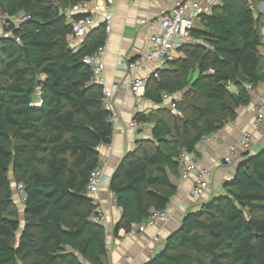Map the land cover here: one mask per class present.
Here are the masks:
<instances>
[{"label":"trees","instance_id":"1","mask_svg":"<svg viewBox=\"0 0 264 264\" xmlns=\"http://www.w3.org/2000/svg\"><path fill=\"white\" fill-rule=\"evenodd\" d=\"M82 1L0 0L2 14H24L0 38V264L107 259V230L91 218L98 204L87 186L114 125L103 87L91 83L93 70L83 62L107 34L100 24L80 48L69 46L65 11ZM262 1L219 0L196 21V41L147 78V98L163 104L165 94L179 97L171 108L135 115L153 124L152 138L138 141L111 176L121 208L115 232L166 208L184 148L196 152L264 83ZM18 183L24 201L16 198ZM146 264H264V143L245 154L221 193L184 215Z\"/></svg>","mask_w":264,"mask_h":264},{"label":"crops","instance_id":"2","mask_svg":"<svg viewBox=\"0 0 264 264\" xmlns=\"http://www.w3.org/2000/svg\"><path fill=\"white\" fill-rule=\"evenodd\" d=\"M102 5L98 23L104 24V15L113 13L112 29L106 31V76L107 85L119 84V89L114 99L116 109L121 112L120 121L114 128L111 148L107 144L100 146L101 164L106 172L112 176L123 157L136 148L137 142L152 136L153 124L148 122L144 129H131L129 122L135 118L136 113L145 111L148 113L152 108L163 104L145 101L141 96L134 93L128 83L129 72L119 67L118 58L121 54L131 58L144 53L151 45V37L159 34L162 29L159 24L163 10L172 12L178 0H92ZM219 0H203L202 13L211 11L212 6ZM263 6L261 7V4ZM264 10V0L259 4ZM146 20V22H143ZM95 26V27H96ZM2 28V16L0 13V30ZM264 41V39H263ZM180 48V47H179ZM177 49V57L180 55ZM264 54V48H263ZM157 64L150 63L136 75L148 78L156 70ZM257 96L239 110L237 118L226 123L212 135L204 138L198 145L197 151L193 152L201 164L212 170V178L204 197H196L191 193L195 177L192 175L188 180H182L181 170L177 176L171 174V179L177 184V192L171 198L167 208L170 219L165 224L148 227L145 232L130 235L124 229L115 232L117 223L121 218V209L116 204V198L109 189V185L103 187L91 197L98 204L97 209L103 210L107 217L105 224L107 230L108 254L104 264H146L153 256L159 253L166 244V238L178 228L184 215L198 208L201 202L223 191L224 182L234 176L237 164L245 157L247 152L238 150L233 155L231 163L224 160L231 147L235 145L241 134L250 129L253 133V149H258L264 143V120L255 124L259 98L264 94V83L256 90ZM168 95V100L173 101L179 94ZM143 104L138 108V104ZM159 236L160 241L155 242L154 237ZM89 264V263H87Z\"/></svg>","mask_w":264,"mask_h":264},{"label":"built area","instance_id":"3","mask_svg":"<svg viewBox=\"0 0 264 264\" xmlns=\"http://www.w3.org/2000/svg\"><path fill=\"white\" fill-rule=\"evenodd\" d=\"M203 0H178L172 12L163 10L160 15L159 24L162 32L154 34L151 37L150 47L137 57L131 58L128 55L121 54L118 58L119 67L129 72V87L130 89L141 96L145 101L154 103L153 100L145 96L147 78L136 75L135 72L144 69L150 63H156L157 68L153 70L152 74L158 76V71L161 68L169 66L177 58V49L186 42H194L196 39L192 35V30L195 27L196 21L200 18L203 10ZM254 9V6H252ZM102 5L96 1L85 0L74 6L69 7L65 14L70 20L72 26V32L69 35L68 43L73 49H78L82 46L88 34L98 23L99 14L102 12ZM1 13V12H0ZM113 13H107L104 15V24L106 31L112 29ZM2 28L0 30V38L3 36H9L12 31L8 28L12 25H18L23 19L24 14L19 13L10 15L8 13L2 14ZM143 22H146L144 20ZM264 33V28H263ZM107 47L106 44L99 46L93 53L87 54L83 57V62L91 66L93 75L91 83H95L103 87L104 102L106 109L110 112L111 121L114 128L117 127L121 112L116 109L114 105V99L119 89V84L107 85L106 76V64L105 55ZM252 96H257L255 90L252 92ZM168 95H164V101H166ZM143 104H138V108H141ZM264 120V94L259 98V104L257 106V114L255 117V124H259ZM148 125V122L138 120L136 118L129 122L131 129H144ZM111 143L107 144L108 148H111ZM244 152H251L253 149V133L250 129L245 130L239 141L231 147L228 154L224 156L226 162L231 163L233 161V155L238 150ZM182 168L181 178L182 180H188L194 175L195 180L191 190L193 196L204 197L212 178V170L208 166L201 164L200 160L195 154L186 148H184L181 154ZM111 176L106 172L103 164H100L95 170L92 171L87 190L88 193L96 194L103 187L110 184ZM17 196L21 201L26 199V191L23 183H18L15 186ZM121 209V208H120ZM169 209L152 208L150 216L141 223H134L131 226L128 233L130 235H136L138 233L145 232L148 227L156 226L159 224H165L170 219ZM92 220L101 222L104 225L107 223V217L103 210L97 209V212L92 214ZM154 241H160V237H154Z\"/></svg>","mask_w":264,"mask_h":264},{"label":"rangeland","instance_id":"4","mask_svg":"<svg viewBox=\"0 0 264 264\" xmlns=\"http://www.w3.org/2000/svg\"><path fill=\"white\" fill-rule=\"evenodd\" d=\"M178 97H179V95L177 96V98H178ZM164 106H168V107L171 108V106H173L172 101H170V100L167 99V100L165 101V103H164ZM154 109H156V108H152L151 110L154 111ZM171 110H172L173 112H175V113H178L176 106H175L174 108L172 107ZM148 137H149V138H152V136L150 137L149 134H148ZM15 194H16V192H15ZM16 198H18L17 194H16Z\"/></svg>","mask_w":264,"mask_h":264},{"label":"water","instance_id":"5","mask_svg":"<svg viewBox=\"0 0 264 264\" xmlns=\"http://www.w3.org/2000/svg\"><path fill=\"white\" fill-rule=\"evenodd\" d=\"M263 6V3L261 4V7ZM225 183V182H224Z\"/></svg>","mask_w":264,"mask_h":264}]
</instances>
